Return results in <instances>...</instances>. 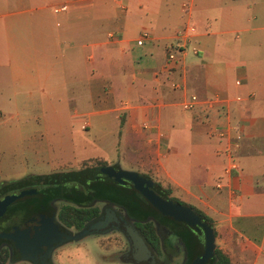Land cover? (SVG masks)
Wrapping results in <instances>:
<instances>
[{"label":"crops","instance_id":"crops-1","mask_svg":"<svg viewBox=\"0 0 264 264\" xmlns=\"http://www.w3.org/2000/svg\"><path fill=\"white\" fill-rule=\"evenodd\" d=\"M62 3L67 9L55 12ZM187 22L196 30L168 67L175 31ZM144 28L151 38L139 44ZM111 30L118 38L107 37ZM190 93L218 94L225 105L184 110ZM98 101L114 112L125 148L96 158L147 174L204 211L230 264H264V0H0V142L25 143V175L58 171L48 170V143L72 142L79 116L90 115L83 128L109 125ZM227 122L240 129L210 133ZM230 143L238 167L226 173ZM66 153L58 167L74 164V150ZM1 164L0 156V177Z\"/></svg>","mask_w":264,"mask_h":264},{"label":"flooded vegetation","instance_id":"flooded-vegetation-1","mask_svg":"<svg viewBox=\"0 0 264 264\" xmlns=\"http://www.w3.org/2000/svg\"><path fill=\"white\" fill-rule=\"evenodd\" d=\"M107 164L114 166L116 169L120 168L117 163ZM95 175L96 177L88 179L85 182L87 184L92 181L94 185L87 187L85 186V183L80 184L76 181V188H79L80 190L82 188L85 192L90 190L95 191V179L104 177L108 178V176L102 172H98ZM26 178L28 177H25L24 179ZM127 183L132 184L126 179L125 182L121 184L125 185ZM25 187H36L37 191L12 200L0 213V264H34V262L22 257L29 254L28 251L30 249L27 250L29 247L26 245H31L33 243L35 231L37 229L39 230L42 224L47 226V224L50 225V223L58 230L66 233H74L82 229L84 226H92V232L90 233L108 234L110 232H117L121 234V240L124 247L120 249L117 255L118 261L130 264H145L146 261H149L151 262L150 264H160L162 261L167 260V258L171 259L173 253H175L176 257H179L181 255L180 245L184 249L181 264H184L186 260V249L183 241L178 235H176L172 226L153 215H148L144 219L140 216L134 215L130 212L127 204L121 200H114L102 196H94L90 200H84L79 197V192L77 190L72 189L73 191H71L69 188L66 190L67 195L64 191H55L53 185L32 181L29 182V184H27V181L23 183H14L13 186L6 191L0 192V198L6 193L16 192L19 188L22 189ZM71 193L72 196L70 195ZM62 204H71L78 208L81 206L89 207L90 209L95 208L97 209V212L87 219L80 228H77L75 224H67L58 217V211ZM149 217L151 218L148 219ZM146 220L152 221L155 225L156 231L161 239V253L144 239L140 231L139 223ZM129 226L133 227L143 237L149 247L148 252L150 251L153 254V257H148L146 260H139L145 261V263H136L138 257L136 255L134 256L136 251L135 243L133 242V239L129 238L126 232ZM163 240H165L166 243L171 241L172 245L169 246V248H165ZM61 244L54 245L50 250V259L53 264V255ZM37 250L38 252L40 251L38 247ZM39 254H46L45 246H43ZM153 258L154 260L152 262Z\"/></svg>","mask_w":264,"mask_h":264},{"label":"rangeland","instance_id":"rangeland-1","mask_svg":"<svg viewBox=\"0 0 264 264\" xmlns=\"http://www.w3.org/2000/svg\"><path fill=\"white\" fill-rule=\"evenodd\" d=\"M146 20L152 19L150 17H145ZM112 31V30H111ZM115 31V30H113ZM147 40H145L144 44ZM136 45H139L136 43ZM103 95V93H101ZM103 102L98 101L96 108L101 109V112L97 115H103L109 121V125H97L93 128H83L81 127V122L86 117L90 115L79 116L77 118V126L73 130L74 135L70 136L72 142H69L67 138L65 141H49L48 143V152H49V163L50 169L58 170L56 172L79 170L83 165L95 164L98 162L99 157L109 158L115 157L119 152H121L125 147L122 146L121 142L117 144V133L113 125L114 112L107 111ZM93 106V105H92ZM93 107L80 108V110H92ZM94 115V114H93ZM123 116V114H122ZM91 117H93L91 115ZM81 120V122H80ZM24 144L19 140L6 141L3 140L0 142V156L5 160V165L1 164V177L5 181L18 180L25 178L27 176L31 177L38 174H27L24 173L23 166L27 161H30L26 156L27 161H25L24 155ZM71 147H70V146ZM74 150L76 155V160L73 165H66L58 167V163H62V159L66 156V151ZM65 154V155H64ZM119 155V154H118ZM80 157V160H78ZM86 157H92L87 160H82ZM82 160L81 163H79ZM103 160V159H101ZM105 161V160H104ZM14 164L16 169L11 170L10 166ZM96 165V164H95ZM57 166V167H56ZM62 170L63 168H67ZM130 169V168H127ZM133 169V168H131ZM11 170V171H10ZM55 172V171H52ZM48 172V173H52ZM48 173H43L40 175H45ZM27 179V178H26ZM30 181V180H27ZM26 182V180L24 181ZM29 184V182H27ZM68 249L63 252V260L59 258L57 260L58 264H72L74 263H85V264H121L117 261L118 253L124 244H122L121 234L117 232H110L108 234H98V233H89L84 235L78 240H70L68 242ZM175 256V253L171 255ZM54 258V255H53ZM72 259V261H71ZM115 259V260H110ZM117 261V262H116ZM27 264V263H26ZM132 264V263H131Z\"/></svg>","mask_w":264,"mask_h":264},{"label":"water","instance_id":"water-1","mask_svg":"<svg viewBox=\"0 0 264 264\" xmlns=\"http://www.w3.org/2000/svg\"><path fill=\"white\" fill-rule=\"evenodd\" d=\"M102 172L105 173L109 179H112L117 182L124 183L125 179L129 180L133 186L161 213L169 215L174 219L182 221L195 229H201L203 231V250L201 254H197L189 264H205L210 256L213 254V247L215 246V235L213 227H210V224L203 220L200 215L196 213V211L188 204H185L181 201L173 199L170 195H163L161 190H158L155 181L134 169H127L120 167L116 169L112 165L108 164H99L92 168L84 169L79 171L74 175V177H68L64 173H59L53 176V179H45L36 176L28 177L27 179H23L20 182L23 183L25 180H30L27 182H37L44 183L47 185H53V189L56 190L54 184H58L60 181H69L74 180L76 183L77 179L80 181H86L93 177H96V173ZM18 182V183H20ZM79 182V181H77ZM80 183V182H79ZM36 187H25L22 189H18L16 192L6 193L2 198H0V213L4 210L6 205L12 200L33 192H36ZM149 217L148 219H150ZM155 222V221H154ZM156 223V222H155ZM92 232V226H84L79 231L74 233H66L64 231H60L55 228L53 225L45 224L41 225V228L35 231L34 241L31 245H26L28 253L22 256L25 259H28L34 264H53L50 259V250L54 245L61 244L70 239L77 240L83 237L86 234ZM127 234L130 239H133L135 243L136 251L134 256L136 255L137 262L145 263L148 257H153V254L149 251V247L147 246L143 237L131 226L127 229ZM44 240V241H41ZM43 246L46 248V254H39L42 250ZM40 250L38 252L37 250ZM185 259H186V251H185ZM154 258L152 259L153 262ZM151 262H147L145 264H150Z\"/></svg>","mask_w":264,"mask_h":264},{"label":"trees","instance_id":"trees-1","mask_svg":"<svg viewBox=\"0 0 264 264\" xmlns=\"http://www.w3.org/2000/svg\"><path fill=\"white\" fill-rule=\"evenodd\" d=\"M107 164L106 161L98 159L97 164ZM95 164H85L81 166L82 168L79 170H71V171H63V172H52L45 175H40V178L45 179H53L54 175H57L59 173H64L68 177H74L76 173L79 171H82L84 169L92 168L96 166ZM147 175V174H146ZM29 177V176H27ZM37 177V176H36ZM24 178L18 179V180H10V181H4L0 177V192L6 191L8 188L12 187L14 183L20 182ZM77 181L80 182V184H84L86 181H80V179H77ZM58 184H54L56 187V190H59L60 192L64 191L66 194V190H77L79 192V197H81L84 200H90L94 196H102V197H109L114 200H121L122 202H125L127 204L129 210L134 215L140 216L141 218H146L148 215H153L154 217H158L161 220H163L165 223L169 224L174 228L176 235L180 237V239L183 241V244L186 249V260L184 264H189L192 259L197 255L201 254L203 250V231L201 229H195L191 227L190 225L179 221L177 219H174L173 217L161 213L157 208H155L132 184L127 183L125 185L118 183L112 179H109L107 177L95 179L96 187L95 191H88L85 192L82 188L81 190L79 188H76L74 180H67L62 181L60 179ZM94 185L92 181L90 183H85V186ZM155 185L158 190L162 191L163 195H169L170 189L169 187H164L161 185L159 181H155ZM52 194V193H51ZM68 195V194H67ZM72 196V193L70 194ZM173 199L181 201L179 198L175 196H171ZM183 202V201H181ZM185 203V202H183ZM198 215L203 220H206L210 227H213L212 219L209 215H207L204 211H202L200 208L190 205ZM97 212V209H90L89 207L81 206V207H75L71 204H62L58 211V217L67 224H75L77 228H80L83 223L89 219L91 216H93ZM140 231L144 237V239L153 247L155 248L159 253H161V239L159 234L156 231L155 225L152 221L146 220L139 223ZM164 247L169 248V246L172 245V242L169 241V243H166L165 240ZM181 255L179 257H172L171 259L164 260L160 264H181L182 261V255L184 252V249L180 245ZM205 264H230V257L226 252H224L220 247L215 245L213 247V254L210 256L208 261Z\"/></svg>","mask_w":264,"mask_h":264},{"label":"built area","instance_id":"built-area-1","mask_svg":"<svg viewBox=\"0 0 264 264\" xmlns=\"http://www.w3.org/2000/svg\"><path fill=\"white\" fill-rule=\"evenodd\" d=\"M181 6L184 12L190 14L191 13V3L189 1H182ZM67 9V4L62 3L53 7L55 12L64 11ZM196 30V26L187 22L175 31V35L177 37V41L172 43L167 50V61L166 65L168 67H173L174 65L178 64L181 59L184 51L187 49L188 43L191 41V35ZM107 37L109 39H116L118 38V33L114 31H109L107 33ZM151 38V32L149 29L144 28L140 31L136 41L139 44H142L145 40ZM190 50L193 53L198 52V46L196 44H190ZM236 83H239V80H236ZM172 87H178L179 83L172 81ZM223 104L225 103L218 94H214L212 96H208L205 98H200L196 93H190L187 96H184L180 100V105L184 110H194L197 105L205 104L207 107L211 108L216 104ZM225 105V104H223ZM225 124V125H224ZM240 129V125L238 122L235 123H221V124H213L210 126L209 130L210 133L213 135H217L219 137L228 136L231 131H238ZM233 145L230 143L226 147V163L224 166V171L226 173H230L233 168L238 167V162L233 155ZM220 185V183H217Z\"/></svg>","mask_w":264,"mask_h":264}]
</instances>
